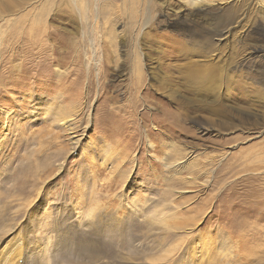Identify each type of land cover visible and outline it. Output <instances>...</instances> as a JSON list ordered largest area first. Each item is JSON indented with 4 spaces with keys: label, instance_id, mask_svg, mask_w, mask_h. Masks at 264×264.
<instances>
[{
    "label": "rangeland",
    "instance_id": "obj_1",
    "mask_svg": "<svg viewBox=\"0 0 264 264\" xmlns=\"http://www.w3.org/2000/svg\"><path fill=\"white\" fill-rule=\"evenodd\" d=\"M0 264H264V0H0Z\"/></svg>",
    "mask_w": 264,
    "mask_h": 264
}]
</instances>
